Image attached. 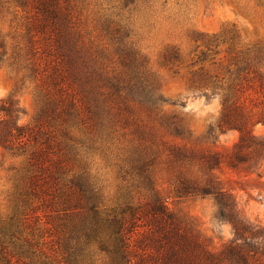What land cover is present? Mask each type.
I'll use <instances>...</instances> for the list:
<instances>
[{
  "label": "trees",
  "instance_id": "1",
  "mask_svg": "<svg viewBox=\"0 0 264 264\" xmlns=\"http://www.w3.org/2000/svg\"><path fill=\"white\" fill-rule=\"evenodd\" d=\"M151 0H0V67L32 83L33 120L0 97V153L13 158L0 206V264H264V225L238 206L233 181L260 174L264 42L232 26L193 33L161 61L220 111L194 135L162 96L138 40ZM264 6V0L259 1ZM224 52V59L216 55ZM237 130L229 148L218 133ZM1 164V158H0ZM209 198L229 224L220 244L168 200Z\"/></svg>",
  "mask_w": 264,
  "mask_h": 264
},
{
  "label": "rangeland",
  "instance_id": "2",
  "mask_svg": "<svg viewBox=\"0 0 264 264\" xmlns=\"http://www.w3.org/2000/svg\"><path fill=\"white\" fill-rule=\"evenodd\" d=\"M261 0H151L138 18V40L146 52L149 66L154 72L159 90L164 97L163 110L175 114L196 136H202L214 124L220 111L218 97H205L186 82L185 69L173 72L161 61L163 49L171 44L180 47L184 53L190 52L195 42L193 33H214L234 26L243 41L264 42V6ZM224 59V52L216 55ZM15 94L24 110L20 121L33 120L37 112V99L32 83L21 81V72L11 65L0 67V97ZM255 134L264 138V123L253 127ZM238 132L229 129L218 133L219 148H229L237 140ZM0 164V206L5 203V193L10 182L9 166L13 158L1 156ZM221 176L235 179L232 185L238 206L251 220L264 225V164L259 175L236 174L227 168ZM170 208L191 215L202 232L212 238L217 245L231 236L229 224L217 221L214 205L209 198H182L168 200Z\"/></svg>",
  "mask_w": 264,
  "mask_h": 264
}]
</instances>
